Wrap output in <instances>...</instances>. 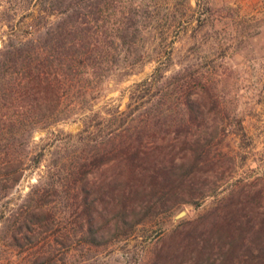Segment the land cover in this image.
<instances>
[{
    "label": "trees",
    "instance_id": "1",
    "mask_svg": "<svg viewBox=\"0 0 264 264\" xmlns=\"http://www.w3.org/2000/svg\"><path fill=\"white\" fill-rule=\"evenodd\" d=\"M9 1L0 8L9 27L0 46V264H110L116 242L209 198L198 215L145 235L153 244L143 264H264V170L221 188L227 130L210 113L219 105L212 83L186 66L167 73L174 47L147 46L144 4ZM154 60L126 108L94 109L113 75ZM80 113L72 147L35 138Z\"/></svg>",
    "mask_w": 264,
    "mask_h": 264
},
{
    "label": "rangeland",
    "instance_id": "2",
    "mask_svg": "<svg viewBox=\"0 0 264 264\" xmlns=\"http://www.w3.org/2000/svg\"><path fill=\"white\" fill-rule=\"evenodd\" d=\"M136 1L147 8V20L152 23L144 36L147 46H154L156 42L159 46L156 49L167 48V52L174 47L167 73L186 66L188 75L202 76L212 83L211 92L219 105L211 107L210 113L220 122L219 132L224 133L225 127L227 130L222 141L228 155L223 158L226 171L220 173L221 188L241 179L257 178L264 170V0ZM9 3V0H0V8ZM7 28V23L0 20V46ZM156 64L155 60L149 61L123 77L113 75L94 109L114 104L126 108L133 84L150 74ZM83 115L40 129L35 138L52 140V149L72 147L68 133L82 127ZM36 178L37 173L26 177L12 196L27 192ZM211 203L209 198L201 208L182 204L164 221L160 218L149 221L141 227L138 237L120 240L112 246L115 250L107 256L109 263L143 264L153 244L143 241L145 235L155 234L160 226L170 227L192 218ZM183 208L186 214L175 220L174 215Z\"/></svg>",
    "mask_w": 264,
    "mask_h": 264
},
{
    "label": "water",
    "instance_id": "3",
    "mask_svg": "<svg viewBox=\"0 0 264 264\" xmlns=\"http://www.w3.org/2000/svg\"><path fill=\"white\" fill-rule=\"evenodd\" d=\"M187 210L185 208L181 209L178 213L174 215V219L177 220L178 218L184 216Z\"/></svg>",
    "mask_w": 264,
    "mask_h": 264
}]
</instances>
